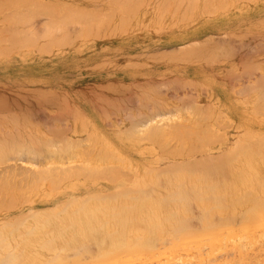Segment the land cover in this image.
<instances>
[{
	"label": "crops",
	"instance_id": "crops-1",
	"mask_svg": "<svg viewBox=\"0 0 264 264\" xmlns=\"http://www.w3.org/2000/svg\"><path fill=\"white\" fill-rule=\"evenodd\" d=\"M135 1H137V3H133ZM135 1L0 0V98L2 97V100L0 99V125L2 126L0 129L4 128L5 131L7 130L6 132L12 131L16 136L20 135L22 142L19 144L17 143L18 145L28 142V145L25 143L28 149L36 147L33 148L36 155L39 156V154H37L38 152H41L40 155H45V157H38L35 155L39 159L41 157V162L46 160V158L47 162L48 160L53 162L58 157L64 155L63 158H67L68 155V158H72L76 162H78V160H83L84 164H87V167H85L86 170H84L85 168L83 170H77L78 168H76L75 171L72 169V171H74L73 173L85 171L83 173L85 174L87 172V176L96 177L98 174L97 177L103 178V162L114 163L123 160L128 162L132 168L137 169L140 168V166L144 167L148 165L145 163L147 161L154 162L157 155L162 156L161 159L164 160L175 159V157L173 158L171 156L172 154L186 155L182 152L181 148L187 147L189 130H202L204 128L202 116L204 114L203 111H205V105L214 113L226 111L227 114L232 116L235 124L242 123L243 127H256L254 125H247L246 123L250 122L247 116L249 112L264 113V90L262 89L264 88V0H195V3L191 0H178L180 3L182 2V4L178 2L179 5L176 3L177 0H175L176 2L174 0H168L169 2L165 1V4L162 3V5L159 4H161V1L164 2L163 0ZM157 1H159V3ZM175 5L178 6V9ZM192 5L194 6L191 8L190 6ZM174 7H176L175 13ZM120 8L122 11H120ZM186 10L187 12L183 15L182 12ZM86 12L88 13L86 14ZM188 12L191 13L188 14ZM91 15L92 17H90ZM110 15L113 17L112 19ZM82 17L85 18L86 22ZM79 18L83 19L82 21L85 23L82 24V21L80 20V22L78 20ZM126 18L127 21H125ZM45 22H47V24ZM17 23L18 25H16ZM82 26L83 28L85 26V28L83 29ZM207 36H212V40H206V38H208ZM224 37H227V39ZM203 38H205V40ZM219 38L221 41H219ZM201 39L203 40L201 41ZM209 40L211 42L216 40L215 43L218 42V44L219 42L220 44L221 42L227 44V46L225 44L216 46L217 43L211 45L212 47L215 46L216 50H222V48L224 50L226 49L225 47H227V49L224 51L222 50L220 54L217 53L220 56L215 52L216 56L213 53L216 51L215 47L212 48L209 44L210 42H206ZM196 41H199L200 44L199 42V45L195 44L194 42ZM205 43L209 44L210 48H208L209 46ZM236 43H238V45ZM189 45H198L201 49L204 48V51H198L200 50L198 46L194 48ZM254 46L257 52L252 50ZM180 47L181 50L178 51ZM206 48L208 51L211 49V53L214 54L212 59V54L210 56V51L206 52ZM232 48L236 50L233 52ZM189 49L194 51L193 53L191 52L192 55H190ZM228 49H230V53L226 52ZM250 49L252 50L251 53L249 51ZM163 50H165L164 52L167 51V54H164ZM156 52H158V54ZM171 52L173 54L175 52V54L170 55L172 54ZM198 52H204L205 56L209 57V59L206 57L203 61L205 57L199 58L198 55L203 56L204 54H199ZM180 54L182 56L179 57ZM153 55H155L154 58ZM156 55L161 59L159 57L156 58ZM166 55L169 56L167 57ZM169 57L171 59H169ZM239 76L241 78L244 77L241 79ZM251 83L255 84L251 85ZM251 87H253V89ZM146 88L149 90L147 91ZM220 88H223L225 91L226 98L225 95L223 96L222 93H220ZM261 91H263L262 95L260 93ZM34 94H36V96ZM122 94L125 97H122ZM187 95H189V97ZM40 96H44L45 98ZM6 97L7 99H5ZM48 97L52 98L53 101H49L50 98L48 99ZM98 97L101 99L99 100ZM54 98H56L57 101ZM33 100H35L36 103ZM15 101L18 103L15 104ZM101 101L105 102L106 105ZM134 105H137L138 110ZM185 105L190 106L186 108ZM112 107H114V110H112ZM31 108L34 109L35 112L32 111ZM121 108L123 110H120ZM42 109L46 110V115ZM26 110L28 111L26 112ZM157 110L163 111L168 115L175 113L173 115L175 118L172 121L174 123L170 122L169 128L165 130L168 132H165V135L160 134L158 140H156V135H153L154 131H151V134L150 132L146 134L147 131L143 129V132L142 127H140L143 125L141 122L154 116L152 114H154V112L156 113ZM195 111L196 113H194ZM20 112H22V114ZM42 112L43 116L45 115L44 117L41 115ZM122 113L124 114L122 115ZM138 113H141L140 115L144 117H140ZM136 114L142 120L140 118L138 119ZM12 115H14L16 119L12 118ZM31 116H33V118ZM61 116L62 118H60ZM129 117L132 119L130 124H128L130 122V119H128ZM123 118L126 120H123ZM11 119L12 121L15 119L17 122L15 123L14 120L11 125V121L9 122ZM52 119H54V121ZM62 119L64 122H60ZM51 120L53 123H50ZM47 121H49L50 125ZM43 122L47 123V127L45 126L46 123L42 124ZM4 123H7V125L3 127ZM60 123L63 124L61 125ZM14 124H17L19 127H16ZM127 124L130 126L129 129L131 128L130 133L129 129L127 133L124 132L126 131V127H128ZM14 126L18 128L15 129L17 133L15 130L11 129V127L13 128ZM137 126L139 130L141 129V132L136 130ZM60 130L61 132H59ZM184 130L185 133H182ZM12 132H4L5 138L10 140L15 137V141L18 142L16 139L19 137L12 135ZM136 132L139 135H135L137 134ZM23 133H27L26 135L29 134L27 140L30 139L29 137H31V135L33 138L31 137V139L27 141L25 140L27 136ZM58 133H61V135ZM8 134L12 137L10 138ZM53 134L56 135L50 137ZM145 134L146 136H144ZM55 136L59 137L58 140ZM127 136H129V138ZM133 136L138 138L136 139ZM34 137L36 138L34 139ZM143 137H147L148 139H143ZM172 137L174 139L179 137L180 139L172 144ZM1 139L5 141L3 137ZM38 139L40 141L42 140V145L44 141H49L50 143V141H52L51 139L56 140L59 144L55 141L52 142L57 149L60 148V146H64L66 149L62 147L60 148L62 152L58 151L57 153L54 150V153L57 154H49L50 152L48 151H50V149L53 151L54 148H50L47 145H50L52 142L50 144L44 142L46 144V149L48 147L50 148L49 150L47 149L48 151L44 152L45 148H43V146H41L42 151L40 150L41 148L37 146H40V141ZM138 139H140V141H138ZM12 140L14 141V139ZM77 140L81 142L78 143L76 142ZM6 141L5 144L7 146L9 143L7 144ZM15 141L13 142L14 144ZM73 141H75L78 146H72V144H75ZM70 143L71 146L69 145ZM11 144L12 142L10 145ZM66 144L69 147H67ZM82 144H86V146L83 147ZM164 145L165 147H163ZM22 146H20L21 149ZM12 147L10 148L9 146V149L6 147L4 148L9 151H7L8 154H11L12 151H14V153L16 152L14 149L11 151ZM71 147L72 149H70ZM67 148L68 153L66 152ZM91 148L93 152L90 150ZM170 152L172 153L170 154ZM71 153L73 154L71 155ZM83 154H85V156ZM5 156L3 158H5ZM49 156L51 158L48 159ZM182 157L183 156L176 158L181 159ZM3 158H0V163L5 161ZM116 170L119 169L116 168ZM91 171L95 174H92ZM96 171L100 172L97 173ZM105 171L107 170L105 169ZM27 175H30V173ZM101 186H103V183Z\"/></svg>",
	"mask_w": 264,
	"mask_h": 264
},
{
	"label": "rangeland",
	"instance_id": "rangeland-1",
	"mask_svg": "<svg viewBox=\"0 0 264 264\" xmlns=\"http://www.w3.org/2000/svg\"><path fill=\"white\" fill-rule=\"evenodd\" d=\"M251 85H254V84L251 83ZM220 93H222L223 96L225 95V98H226V93L223 90V88H220ZM204 113H205V114H203V115H205V116H203V119H205V120H203L204 121L203 122L204 128L202 130L198 129L196 131H195V129L192 131L189 130L190 134L188 133L189 135H188V139H187V142H189V143H187V147L181 149V150H183L182 152L184 154H187V155L172 154L171 156L175 157V159H171V160L161 159L162 156L157 155L156 156L157 158L154 162H148V161L145 162L148 164L146 166L147 167L149 166L148 169H150L151 171L150 170L148 171L147 167L144 168L145 170L140 169L141 171L137 170L136 168L132 169V167L128 164V162L123 161V160H119V161H116L114 163L113 162H103V167L105 164H110L109 165L110 168H108V169H107L108 165H105L106 170H108V171L113 170L114 175H115V172L119 173V175H117V177L118 176L123 177V175L125 173H126L125 175L128 174L130 176L129 177L130 181L128 182V185H126V184H125L126 186L124 185V188L128 187L130 189V192H131L129 194L128 193L125 194L127 197H125V195H124L125 198L123 196L122 197L120 196L121 198L118 200H115V199L113 200L112 198H110V199L103 198V199H98L96 201H87V202L81 204V207H78V206H76V204L72 203V205H71L72 207L65 209V210L63 209L64 211L62 213H60V216L57 218H53L50 216L47 217L44 215V217L41 216L40 219L38 218L39 219L38 221H37V219H34V220L31 219L33 222L29 220L30 224L27 222L28 225H31V227L29 229H31V228H33V229H32V231L30 230L31 232H29L28 234H24V233H27V231H29L28 229H26L24 227V224L20 225V226L18 225V227H16V229L10 228V229H12V230H9L11 233H8V231L5 230L6 232L3 234L4 235L3 237L10 235V240H8V241H9V245L11 247L8 245L7 241H4L3 239H1L4 242V243H2V245L4 244L5 246L3 245L4 247L0 248V256L3 258L6 257L4 255V253H6L7 257L9 256L8 257L9 263L6 261V263L0 262V264H46V262L49 259L51 260L52 258H55V261H53V259H52L50 262V260H49L48 264H102L101 258H99L98 253H97V248L95 250V247L92 246L90 243L84 245L82 248L80 243L77 242V243L73 244V246L79 245L81 247V249H77V250L74 249V250H68V251H55V250L52 251L50 249V247H51V245H53V243H55V245L57 246L56 248L59 249V246L62 247V245L67 241V240L65 241V239H69V237L70 238L74 237L73 239H79V238H81L82 235H83L82 237H84V236L87 238L92 237L95 239L98 237L102 239V237H103V239L107 240L110 238L109 237L110 235H108V232L106 233L107 230L103 227V222H104L103 219H105V221H114V219H115L116 222L120 223V222H124V220L130 221L131 219H129V218H132V221L133 220H136V221L139 220L141 223L140 224L141 227H142L143 222H144V224H146L145 226L147 228H149V231H151L150 232L151 235L148 233L149 231L144 225H143V229L146 228L147 230L145 229L144 231H142V229L140 228V232H139L140 234L147 235L145 238H147V237L150 238V236L152 237V235L154 236V233H155V235H158L160 232H162L163 229H169V225H171L172 228L174 229V228L178 227V225H181L182 222H184V220H188V219L192 218V220H194V222L196 219L198 222H196V224L195 223L192 224L190 229H188V226H187L186 229H188V230H186L184 232V234L181 236L180 235L178 236L176 234L173 236V238H170L167 235L163 236V240L167 239L165 241L166 245L164 244V246H170L174 253H177L179 255L181 254L182 260H180V261L177 260V258L179 256L177 254L170 255L168 253V251H165L164 249L160 250L159 249L160 247L158 245H156L154 249L148 248L151 245H148L147 247H146V245L145 246L142 245L141 247H135L133 250H131L129 252V254L124 253L120 256L119 259L124 264H182V262H185V263L189 262L190 264H247V263L248 264H253V263L256 264L255 262H257V264H259V262H260V264H262V263L264 264V237H263V239H261L262 238L261 236H264V212H263V210L261 211L262 207L264 208V204H263L264 203V113H256V112L251 111L247 114V116L250 119V122H248L246 124L247 125H254L256 127H243L242 123L241 124H235L233 122L232 116L227 114L226 111H220V112L214 113V112H211L209 109H207V105H205ZM207 116H208V118H207ZM170 118H172L171 121H173L174 120L173 118H175V116H171V117L169 116V118H168V115H167V117H166L167 120L163 118L164 121L161 120L162 122L160 124H162V123L164 124L165 120L167 123H170ZM157 128L162 129V131H163V130L167 129L168 127L166 126V127H162V128L161 127H157ZM162 131H160V132H162ZM196 132H197V134H196ZM190 136H192V137H190ZM197 136L199 138H197ZM201 137H202V139H201ZM179 139H180L179 137H177L176 139L173 138L171 141L172 144H174L175 141H179ZM199 139H201V140H199ZM206 141L208 142V144ZM180 156H183V157L181 159H179ZM205 156L208 158H213L211 156H214V158L218 157V159L220 157L221 161L218 160L219 163L223 161L222 162L223 165H226L224 167L225 168L224 172H225V170H226V172L225 173L220 172V173L222 175H223V173L225 174V175H223V177L229 175V176H227L228 179H227V177L223 179V177L220 176V177H218L220 179V181H218V178L215 177L217 179H215L214 183H213L214 179L212 180V183L214 184L215 187L211 183V180H208L207 174H209V172L210 173L218 172L217 170H219L220 168H218L217 170L214 171L213 170L214 168L209 166L211 170L209 169V171L207 173V167L208 166L205 167L203 165V163L201 164L202 161L204 162L203 158L206 159ZM176 157H179V158H176ZM201 158H202V161H199V162H200L202 168H204L203 170L201 168L200 169L198 168V167H201L200 165H198V166L194 165V162L196 160L201 159ZM60 159H63V157H60ZM64 159H66V158H64ZM67 159H71V158H67ZM224 160H226V162ZM58 161H60L59 158H57L55 160L56 164L58 163ZM156 161H158V163H161V165H163V167L166 165H170V166L172 165V166L168 170H165L164 169L165 167H164L163 169L166 172L164 171V173H161L163 171H158L160 168H158V166H157L158 163H155ZM218 161H217V163H218ZM45 162H46L45 160L42 161L43 164ZM186 162H187L188 166H190L189 164L192 165V162H193V165L195 167L194 166H192V168L190 167L192 170L188 169V168L185 169V167H183V168L179 167L180 165L182 166L183 163H185L184 166H186ZM208 162L209 161L206 160V164H208ZM210 162H209V164H210ZM74 164L75 165L78 164L79 168L74 166ZM74 164H73V166L75 167V169L76 168L81 169L82 168L81 164H84V161L82 163H81V160H80V162L75 161ZM174 164H177V166H175ZM85 165L86 164L83 165L82 170L85 168ZM116 165L118 168L116 167ZM69 166H71V164ZM80 166H81V168H80ZM170 166H167V167H170ZM86 167H87V165H86ZM115 167L119 170H116ZM155 167H157V168H155ZM68 168L70 171H71V169H74L71 167H68ZM111 168H113V169H111ZM173 168H176V169H173ZM197 168H198V170H196ZM57 169H59V168H57ZM57 169H55V171H54V169L50 168L49 173L53 172V171L56 172ZM67 170L68 169H66V167H65V170H62V171H66L64 173L61 171V169H59L57 171V173L59 172L58 173L59 175L54 174V175H57L55 178L56 180L52 179V182H53L52 183L51 179H50V182L48 181L49 185L48 184L46 185L47 182L45 183V181L49 180V179H47L49 176L48 177L45 176L44 180H42V182H40V180L43 177L40 178V180L35 178L39 181L38 182L39 185H38L37 180H36L37 184H35V185L33 184V187L30 186V188H33V190H35L32 193V195H34V196L37 195L35 197H39V196L43 195L42 190H47V189H48L47 191L52 190V188L56 185L55 182L60 180L59 178H61V180L58 181L57 182L58 185H56L53 188L54 192L62 193L64 189L70 188V189H75V191L77 190L79 192L84 193L85 192L84 190L86 187L98 188L97 190H99L101 192L104 191V189H103L104 187L101 186V184L103 183L102 177L101 178L100 177H96V178L91 177L90 178V176H87V178H86L85 174L83 173L84 176L81 179L80 176H82V175H80V173L75 172L76 174L78 173V175H76L74 173V176H73V171L68 172ZM108 171H105V173L103 174V177H105V175L107 174V176H109V178H110L111 174L108 175L109 174ZM133 171H134V174H137V175H134L132 173ZM157 171H158V173L160 172L161 175L159 174V176H157L158 175V173H156ZM42 172H43V169H42ZM45 172L47 173L48 171L45 170ZM60 172H62L65 175H63V174L60 175L61 174ZM67 172L70 173L69 176H68ZM81 173H82V171H81ZM120 173H124V174L121 176ZM17 177L19 178V176H17ZM117 177H115V178H117ZM158 177H159V179H158ZM18 178L16 179L13 177V181H11V178L9 180L12 183L14 182V184H17ZM21 178L19 180H21ZM88 178L90 180H88ZM115 178H113V179H115ZM142 178H144L145 183L139 184L138 181H139V179H142ZM22 179H24V178H22ZM67 179H69V180H67ZM221 179H223L224 182H221L222 181ZM225 180H226V182H225ZM229 180H231L232 183ZM31 181H32V179L30 180V182ZM22 182H24V181L22 180ZM162 182L164 183L163 186L161 184ZM219 182H221V183H219ZM29 183L27 181H25V186H24V183H22L20 185H23L24 188H26V185L27 184L29 185ZM168 183L172 184V186L175 189L172 188L171 185H169V187H170L169 188ZM174 183H177V185L180 184V185H178L180 187H178L177 185H176L177 186L176 187L174 185ZM4 184H6V183H4ZM50 184L52 185V188H49V187H51ZM181 184H183L184 186ZM11 185H12L11 183H10V185L8 183L6 188H8V187L10 188ZM36 185H38V186H36ZM192 185L194 186L193 188H192ZM208 185H210V186H208ZM35 186H36V189L34 188ZM158 186H162L163 188H166L167 190L166 189L164 190L162 187L160 188ZM182 187L183 188L185 187V188L183 189ZM222 187H224V188L222 189ZM11 188L9 191L10 193L12 190H13V193L17 192V190H18V189L16 190L15 186H13ZM150 188H151V190H150ZM212 188H214V190ZM1 189H4V187L2 186ZM54 189H56V190H54ZM194 189H195V191H194ZM6 190L8 191L9 189H6ZM212 190H213V192H211ZM132 191H135V192L132 193ZM180 191H181V193L184 194V196L181 194L182 197H181L180 201H174V199H171L170 196H172L171 195L172 192L173 193H177V192L180 193ZM185 191H188V193L186 192L187 193L186 194ZM189 191H191V192H189ZM0 192H2V191H0ZM8 193L5 192L6 196H3V194H0V199H1L0 205H2V204L4 205V206L3 205L1 206L2 208H6V207L11 208V206H12L14 209H20L26 205L29 207V205H28L29 201L27 200V198L20 199L18 197V193H15V195L17 197H16V199H14L13 198L14 195H12V193H11V195H10V193L9 194ZM169 194H170V196L168 197ZM189 195L191 197H189ZM213 195H214V198H212ZM9 196H12L13 199L12 198L9 199L10 198ZM198 196H200V197H198ZM216 196H218V197H216ZM131 197H133V198H131ZM2 198H3V201H2ZM186 198H188L187 199L188 202L186 201ZM222 198H224V199H222ZM8 200H10V201L14 200V201L9 202ZM24 200H25V202H24ZM200 200H202V201H200ZM15 202H16V204H14ZM260 203H261V205L262 204L263 205L261 206ZM7 205H9V206H7ZM102 206H103V208H102ZM217 206H220V207L217 208ZM259 206H261V207H259ZM1 207H0V209H1ZM256 207H259V208H256ZM255 208H256L257 212L254 210ZM107 209H108V211H107ZM250 209L254 210L255 212L252 211V213H250L251 212ZM258 209H260V210L258 211ZM242 210L244 213H242ZM104 211L108 215L103 218V214H104L103 212ZM206 211H209V212H206ZM89 212H91V213H89ZM202 212H206V213L202 214ZM239 212L242 214H240ZM170 213H171V215H169ZM172 213L174 215H172ZM237 213H238V217H237ZM89 214H92L93 217L92 218H90V217L85 218L84 217L86 215L89 216ZM113 215H114V217H113ZM203 215H204V217H203ZM228 215H230V216H228ZM240 215H241V217H240ZM121 216H123V217L120 219ZM145 216H146V218H145ZM225 216L228 218L233 216V219H231V221H229V219L226 218ZM222 217L223 218L225 217V218L223 219ZM106 218H107V220H106ZM227 219H228V223H226ZM180 220H182V221H180ZM199 220L201 222H199ZM205 220H206L207 224L205 223ZM223 220H225V222ZM234 220H235V222H234ZM34 221L38 225H41V226H38L36 223H34ZM55 221L56 222H64L65 221V223H67L66 225L71 226L70 230L68 231L65 229V231H67L65 233L63 232L64 230H62L61 232L57 231L58 233H56V234L54 232H49V231H48L49 232L48 233L46 228H48L51 225L54 226L53 223ZM86 221L95 222V223H90L91 225L84 226L87 228L83 227L82 231L77 230L76 223H79V222L85 223ZM175 221H177L178 223ZM179 221L181 222V224H179ZM231 222H233V223H231ZM150 223H151V226H149ZM230 223L233 225H231ZM212 224L214 226H212ZM223 224H224V226H223ZM28 225H26V226H28ZM208 225H209V227H208ZM229 225H231V226H229ZM115 226H117V223H115L114 227H112V228L114 229ZM192 226L195 229H193ZM194 226H196L197 228ZM204 227H206V228H204ZM43 231H44V233H43ZM19 234L24 235L25 239H28L29 242H31V243L34 242V244H30L29 247L28 246L27 247H25V246L24 247L23 246L18 247V242H16L17 240H15L13 242L12 237L14 236V238H15ZM255 234L260 238L259 240H257L258 237ZM259 234H261V236ZM103 235H105L106 237ZM149 238L145 239V241H149ZM251 238L253 240H251ZM1 240H0V242H1ZM55 240L58 241L59 245L57 242H54ZM11 241L13 242L14 247H12ZM46 241L49 243H47ZM71 241H73L72 243L76 242V240H72V239H71ZM107 241H109V240H107ZM169 241H171V242L167 244V242H169ZM238 241H239V244H238ZM42 242L46 246V248L44 245L41 244ZM143 242H144V240H143ZM109 243H110V241H109ZM246 243H247V245H249L250 248L248 246H246ZM48 244L50 247L48 246L49 248L47 250ZM7 246H9V247H7ZM156 247H158V248H156ZM9 248H11V249H9ZM240 248H242V249H240ZM216 249H217V251H216ZM200 250H203V251H200ZM53 255L55 257H52ZM3 258H1V259H3ZM38 259L41 260V263L37 261ZM174 259H176V260L174 261ZM252 261H253V263H252ZM3 262H4V260H3ZM102 262H103V260H102Z\"/></svg>",
	"mask_w": 264,
	"mask_h": 264
},
{
	"label": "bare ground",
	"instance_id": "bare-ground-1",
	"mask_svg": "<svg viewBox=\"0 0 264 264\" xmlns=\"http://www.w3.org/2000/svg\"><path fill=\"white\" fill-rule=\"evenodd\" d=\"M93 1V0H92ZM97 1V0H96ZM117 1V0H116ZM135 1V0H134ZM141 0H139V2H140ZM143 1V0H142ZM156 1V0H155ZM164 2H162L161 1V4H159V5H162V3L163 4H165V1H168V0H163ZM175 1V0H174ZM191 1H194V3H195V0H191ZM190 1V2H191ZM103 2V1H102ZM110 2V1H109ZM125 2H126V0H125ZM125 2H124V5H125ZM158 3H159V1H157ZM156 2V3H157ZM169 2V1H168ZM176 2V1H175ZM179 1L177 0V4L179 5V3H178ZM189 2V3H190ZM127 3H129V2H127ZM133 3H137V1H135V2H133ZM143 3V2H142ZM156 3H155V6L157 7V5H156ZM167 3V2H166ZM188 3V4H189ZM191 3H193V2H191ZM113 4H115V3H113ZM120 4V3H119ZM122 4V3H121ZM132 4V3H131ZM180 4H182V2L180 3ZM187 4V5H188ZM118 5V4H117ZM173 5H174V3H173ZM191 5V4H190ZM119 6V5H118ZM122 6V5H121ZM128 6H130V5H128ZM176 7H177V9H178V6L177 5H175ZM189 6V5H188ZM194 5H192V6H190L191 8L193 7ZM74 7V6H73ZM117 7V6H116ZM123 7V6H122ZM168 7V6H167ZM173 7V6H172ZM176 7H174L173 9H174V13H175V9H176ZM185 7V6H184ZM52 8V7H51ZM126 8V7H125ZM140 8V7H139ZM179 8H180V6H179ZM187 8V7H186ZM2 9V8H1ZM65 9V8H64ZM76 9V8H75ZM121 9V8H120ZM156 9V8H155ZM159 9V8H158ZM53 10V9H52ZM72 10V9H71ZM117 10V9H116ZM127 10H128V8H127ZM133 10V9H132ZM202 10H203V8H202ZM112 11V10H111ZM120 11H122V9L120 10ZM159 11V10H158ZM188 11H189V7H188ZM53 12V11H52ZM56 12H58V11H56ZM108 12H110V11H108ZM117 12V11H116ZM119 12V11H118ZM154 12H156V11H154ZM187 12V10L185 11V12H182L183 13V15L185 14ZM192 12V11H191ZM190 12V13H191ZM63 13V12H62ZM81 13V12H80ZM88 12H86V14H87ZM134 13H136V12H134ZM164 13V12H163ZM189 12H188V14H190ZM51 14V13H50ZM60 14V13H59ZM99 14V13H98ZM109 14V13H108ZM114 14V13H113ZM71 15H73V14H71ZM94 15V14H93ZM124 15H126V14H124ZM134 15V14H133ZM132 15V16H133ZM4 16H7V15H4ZM50 16V15H49ZM75 16V15H74ZM73 16V17H74ZM88 16V15H87ZM104 16V15H103ZM111 16V15H110ZM13 17V16H12ZM90 17H92V15L90 16ZM102 17V16H101ZM107 17V16H106ZM108 17H109V15H108ZM127 17V16H126ZM53 18V17H52ZM82 18H84V17H82ZM104 18V17H103ZM113 17L111 16V19H112ZM6 19V18H5ZM7 19H8V17H7ZM6 19V20H7ZM26 19H28V18H26ZM62 19V18H61ZM86 19H89V18H86ZM91 19V18H90ZM107 19V18H106ZM109 19V18H108ZM10 20V19H9ZM11 20H12V18H11ZM16 20H17V18H16ZM29 20V19H28ZM54 20V19H53ZM79 21L81 20H83V19H78ZM100 20V19H99ZM101 20H102V18H101ZM80 21V22H81ZM84 21L86 22V20H85V18H84ZM84 21H82V24L83 23H85ZM125 21H127V18L125 19ZM49 22V21H48ZM64 22V21H63ZM88 22V21H87ZM4 23V22H3ZM20 23V22H19ZM46 24H47V22H45ZM62 23V22H61ZM102 23V22H101ZM105 23V22H104ZM123 23V22H122ZM127 23V22H126ZM92 24V23H91ZM110 24V23H109ZM14 25V24H13ZM16 25H18V23L16 24ZM44 25V24H43ZM56 25V24H55ZM65 25V24H64ZM45 26V25H44ZM76 26V25H75ZM96 26V25H95ZM98 26V25H97ZM56 27V26H55ZM78 27V26H77ZM91 27V26H90ZM81 28V27H80ZM82 28H83V26H82ZM81 28V29H82ZM84 28H85V26H84ZM83 28V29H84ZM66 29V28H65ZM97 30V29H96ZM98 32V31H97ZM106 32V31H105ZM90 34H91V32H90ZM5 35V34H4ZM241 36H242V34H241ZM208 38H206V40L207 39H210V40H212L211 38H213L212 36H207ZM219 37V36H218ZM221 37V36H220ZM228 37V36H227ZM227 37H224V38H226L227 39ZM237 37H239V36H237ZM250 37V36H249ZM223 38V39H224ZM229 38V37H228ZM235 38H236V36H235ZM8 39V38H7ZM204 40H205V38H203ZM203 39H201V41L203 40ZM245 39V38H244ZM5 40V39H4ZM13 40V39H12ZM206 41V42H210L209 44H210V46L211 45H215L216 43V46L218 45L219 46V44H220V42H219V44H218V42H216L215 43V41L214 42H211V41ZM214 40V39H213ZM218 40V39H217ZM9 41H10V39H9ZM219 41H221V39L219 38ZM223 41V40H222ZM11 43H12V41H10ZM199 42V41H198ZM198 42L196 41V42H194L195 44H198ZM205 42V41H204ZM227 42V41H226ZM229 42H230V40H229ZM240 42V41H239ZM16 43V42H15ZM240 43H242V42H240ZM239 43V44H240ZM188 44H190V43H188ZM192 44H193V42H192ZM199 44H200V42H199ZM198 44V45H199ZM201 44H203V43H201ZM207 46H209V44H207V43H205ZM221 44L222 45H224L225 43H222L221 42ZM220 44V45H221ZM231 44V43H230ZM229 44V45H230ZM237 45H238V43H236ZM248 44V43H247ZM259 44H261V43H259ZM198 45H189V46H192V47H196V46H198ZM204 45V44H203ZM202 45V46H203ZM205 45V46H206ZM226 46H227V44H225ZM244 45V44H243ZM186 46V45H185ZM201 46V45H200ZM210 46L208 47V48H210ZM184 47V46H183ZM204 47V46H203ZM212 47V46H211ZM215 47V46H214ZM214 47H212V48H214ZM223 47V46H222ZM239 47V46H238ZM241 47V46H240ZM246 47V46H245ZM252 47V46H251ZM258 47H259V45H258ZM262 47V46H261ZM6 48V47H5ZM176 48H179V47H176ZM189 48V47H188ZM197 48V47H196ZM198 48H200L199 46H198ZM226 49H227V47H225ZM235 48H236V46H235ZM234 48V50H236ZM244 48V47H243ZM250 48V47H249ZM248 48V49H249ZM173 49V48H172ZM171 49V50H172ZM175 49V48H174ZM226 49H224V50H226ZM231 49V48H230ZM230 49H228V51H226L227 53L229 52L230 53ZM242 49V48H241ZM181 50V47H180V49L178 50V51H180ZM183 50V49H182ZM185 50V49H184ZM188 50V49H187ZM186 50V51H187ZM190 50V55H192V53L194 52V51H191L192 49H189ZM206 50V52H209L208 50H207V48L205 49ZM213 50V49H212ZM215 50H216V47H215ZM222 50H223V48H222ZM222 50H216V51H214L213 53L215 54V52H216V54L217 53H221V51ZM223 50V51H224ZM234 50H233V48H232V51L234 52ZM239 50V49H238ZM243 50V49H242ZM252 50H254L255 51V46H254V49H252ZM251 49L249 50L250 51V53H251V51H252ZM259 50V49H258ZM165 50H163V53L165 54H167V51L166 52H164ZM176 51V50H175ZM198 51H204V48H200V50H198ZM220 51V52H219ZM254 51H253V53H254ZM162 52V51H161ZM173 52V51H172ZM171 52V53H172ZM177 52V51H176ZM192 52V53H191ZM205 52V53H206ZM212 51H210V56H211V54H212V56H211V59H212V57L214 56V54L213 53H211ZM225 52V53H226ZM255 52H257V50L255 51ZM157 54H158V52H156ZM156 53H154V54H156ZM169 53V52H168ZM183 53V52H182ZM185 53V52H184ZM199 53V52H198ZM224 53V54H225ZM174 54H175V52H174ZM173 53L172 54H170V55H174ZM199 54H204V52L202 53H199ZM209 54V53H208ZM208 54H206V55H208ZM215 54V55H216ZM219 54H217L218 56H220ZM257 54V53H256ZM194 55H196V54H194ZM193 55V56H194ZM198 55V54H197ZM216 55V56H217ZM232 55V54H231ZM235 55V54H234ZM253 55V54H252ZM154 56L155 55H153V58H154ZM159 56H160V53H159ZM159 56H157L156 55V58H158ZM167 57L169 56V55H166ZM178 56V55H177ZM180 56H182L181 54L179 55V57ZM186 56V55H185ZM199 56V58L200 57H205L204 59H203V61L206 59V57L207 56H205V54L203 55V56H201V55H198ZM197 56V57H198ZM228 56V55H227ZM251 56V55H250ZM161 57H162V55H161ZM163 57H164V55H163ZM175 57V56H174ZM187 57V56H186ZM190 57V56H189ZM197 57H194V58H197ZM160 58V57H159ZM193 58V59H194ZM208 59H209V57H207ZM161 59V58H160ZM169 59H171L170 57H169ZM182 59H184V58H182ZM188 59V58H187ZM190 59V58H189ZM207 59V60H208ZM158 60V59H157ZM192 60V59H191ZM159 61V60H158ZM190 61V60H189ZM157 62V61H156ZM250 62V61H249ZM246 63H247V61H246ZM127 65V64H126ZM126 67V66H125ZM128 67V66H127ZM136 68V67H135ZM250 68V67H249ZM248 69V68H247ZM255 69V68H254ZM249 70V69H248ZM242 74V73H241ZM234 76V75H233ZM232 77V76H231ZM244 77V76H243ZM242 77V78H243ZM239 78H241L240 76H239ZM238 78V79H239ZM241 78V79H242ZM231 79V78H230ZM258 79H259V77H258ZM172 81V80H171ZM238 81H240V80H238ZM243 81V80H242ZM176 82H177V80H176ZM179 82V81H178ZM254 82H255V80H254ZM260 83H262L261 81H259ZM164 83H166V82H164ZM168 83V82H167ZM172 83H174V82H172ZM264 83V82H263ZM162 84V83H161ZM160 84V85H161ZM255 84V83H254ZM177 85V84H176ZM243 85V84H242ZM260 85V84H259ZM264 85V84H263ZM141 86V85H140ZM155 86V85H154ZM153 86V87H154ZM168 86V85H167ZM245 86V85H244ZM145 87V86H144ZM156 87H157V85H156ZM189 87V86H188ZM249 87V86H248ZM247 87V88H248ZM105 88V87H104ZM171 88V87H170ZM185 88V87H184ZM187 88V87H186ZM190 88V87H189ZM252 89H253V87H251ZM250 88V89H251ZM258 88V87H257ZM135 89V88H134ZM147 89V88H146ZM152 89V88H151ZM159 89V88H158ZM180 89H182V88H180ZM263 90H264V88H262ZM149 89H147V91H148ZM174 90V89H173ZM178 90V89H177ZM184 90H186V89H184ZM245 90V89H244ZM31 91V90H30ZM30 91H28V92H30ZM34 91V90H33ZM38 91H40V90H38ZM105 91V90H104ZM162 91V90H161ZM169 91V90H168ZM260 91V90H259ZM9 92V91H8ZM24 92V91H23ZM22 92V93H23ZM120 92V91H119ZM118 92V93H119ZM122 92V91H121ZM125 92V91H124ZM175 92V91H174ZM173 92V93H174ZM178 92V91H177ZM14 93V92H13ZM12 93V94H13ZM25 93V92H24ZM37 93V92H36ZM142 93V92H141ZM259 93V92H258ZM261 93V95H262V93H263V91H261L260 92ZM9 94V93H8ZM27 94V93H26ZM30 94H32V93H30ZM50 94H52V93H50ZM55 94V93H54ZM100 94V93H99ZM121 94V93H120ZM119 94V95H120ZM165 94V93H164ZM16 95V94H15ZM35 96H36V94H34ZM66 95V94H65ZM95 95H97V94H95ZM141 95V94H140ZM177 95V94H176ZM260 95V96H261ZM263 95H264V93H263ZM3 96H5V95H3ZM29 96V95H28ZM39 96V95H38ZM48 96V95H47ZM50 96V95H49ZM56 96V95H55ZM101 96V95H100ZM117 96V95H116ZM122 97H125L123 94L121 95ZM188 97H189V95H187ZM13 97V96H12ZM25 97H26V95H25ZM40 97H44V96H40ZM94 97V96H93ZM97 97V96H96ZM121 97V98H122ZM128 97V96H127ZM136 97V96H135ZM138 97V96H137ZM182 97V96H181ZM180 97V98H181ZM2 98V97H1ZM0 98V99H1ZM15 98V97H14ZM31 98V97H30ZM45 98V97H44ZM50 97H48V99H49ZM60 98V97H59ZM117 98H120V97H117ZM116 98V99H117ZM139 98V97H138ZM261 98V97H260ZM263 98V97H262ZM5 99H7V97L5 98ZM5 99H3V100H5ZM37 99V98H36ZM42 99V98H41ZM40 99V100H41ZM55 100H56V98H54ZM61 99V98H60ZM98 99H99V97H98ZM101 99V98H100ZM99 99V100H100ZM106 99V98H105ZM113 99V98H112ZM128 99V98H127ZM264 99V98H263ZM263 99H261V100H263ZM2 100V99H1ZM16 100H18V99H16ZM21 100V99H20ZM23 100V99H22ZM54 100V101H55ZM103 100H104V98H103ZM111 100V99H110ZM121 100V99H120ZM124 100V99H123ZM137 100V99H136ZM145 100V99H144ZM188 100V99H187ZM186 100V101H187ZM12 101V100H11ZM33 101H35V100H33ZM38 101V100H37ZM49 101H53L52 100V98H50L49 99ZM57 101V100H56ZM109 101V100H108ZM117 101H119V100H117ZM125 101H127V100H125ZM138 101V100H137ZM141 101H143V100H141ZM185 101V102H186ZM1 102V101H0ZM3 102H5V101H3ZM7 102V101H6ZM98 102V101H97ZM101 102H103V101H101ZM100 102V103H101ZM128 102H129V100H128ZM140 102V101H139ZM146 102V101H145ZM189 102V101H188ZM9 103H10V101H9ZM18 103V102H17ZM16 103V101H15V104H17ZM24 103V102H23ZM35 103H36V101H35ZM57 103V102H56ZM56 103H54V104H56ZM103 103H105V102H103ZM110 103V102H109ZM127 103V102H126ZM141 103V102H140ZM149 103H150V101H149ZM149 103H148V105H149ZM4 104V103H3ZM25 104V103H24ZM123 104H124V102H123ZM143 104V103H142ZM147 104V103H146ZM183 104V103H182ZM185 104V103H184ZM7 105V104H6ZM34 105V104H33ZM67 105V104H66ZM105 105H106V103H105ZM144 105V104H143ZM151 105V104H150ZM199 105V104H198ZM4 106V105H3ZM13 106V105H12ZM17 106V105H16ZM28 106H29V104H28ZM32 106V105H31ZM36 106V105H35ZM38 106V105H37ZM43 106V105H42ZM57 106V105H56ZM113 106V105H112ZM123 106V105H122ZM128 106V105H127ZM126 106V107H127ZM131 106V105H130ZM129 106V107H130ZM135 106V105H134ZM133 106V107H134ZM156 106V105H155ZM186 106V105H185ZM188 106H190V105H188ZM188 106H186V108L188 107ZM1 107V106H0ZM9 107V106H8ZM33 107V106H32ZM40 107V106H39ZM38 107V108H39ZM59 107V106H58ZM114 107H115V105H114ZM114 107H112V110H114L113 108ZM125 107V106H124ZM128 107V108H129ZM136 107V109H137V105L135 106ZM140 107V106H139ZM147 107V106H146ZM158 107H159V105H158ZM196 107V106H195ZM37 108V109H38ZM42 108V107H41ZM131 108V107H130ZM149 108H151V107H149ZM3 109V108H2ZM24 109H27V108H24ZM32 109V108H31ZM40 109V108H39ZM46 109V108H45ZM70 109V108H69ZM143 109V108H142ZM147 109H148V107H147ZM146 109V110H147ZM153 109V108H152ZM155 109H157V108H155ZM176 109H178V108H176ZM181 109H182V107H181ZM208 109V108H207ZM30 110V109H29ZM36 110V109H35ZM43 110V109H42ZM56 110H58V109H56ZM72 110V109H71ZM120 110H123L122 108L120 109ZM134 110V109H133ZM138 110V109H137ZM140 110H141V108H140ZM145 110V109H144ZM165 110V109H164ZM194 110V109H193ZM28 110H26V112H27ZM32 111H34V109H32ZM41 111V110H40ZM45 111L46 110H43V112L45 113ZM70 111V110H69ZM135 111V110H134ZM167 111V110H166ZM176 111V110H175ZM182 111H184V110H182ZM208 111V110H207ZM6 112V111H5ZM30 112V111H29ZM35 112V111H34ZM33 112V113H34ZM43 112H42V116H43ZM63 112V111H62ZM128 112V111H127ZM140 112V111H139ZM190 112V111H189ZM204 112V111H203ZM8 113V112H7ZM7 113H5V114H7ZM10 113H12V112H10ZM21 114H22V112H20ZM19 113V114H20ZM31 113V112H30ZM112 113V112H111ZM117 113H118V111H117ZM150 113H153V112H150ZM157 113V114H156ZM156 113L154 112V114H152V115H154V116H151V117H149L148 118V120H145V121H142L141 122V124H143V125H139L140 127H142V131H143V129L145 130V131H147V133L146 134H148L149 132H150V134H151V131H154V133H153V135L155 136L156 135V140H158V137H160L159 135L161 134L162 135V133H163V131H164V133L165 132H168V131H165V130H163L162 131V129H158L157 127H168L169 126V124L170 123H167L166 122V117H167V113H165V112H163V111H156ZM177 113V112H176ZM186 113V112H185ZM188 113V112H187ZM194 113H196V111L194 112ZM20 114V115H21ZM35 114V113H34ZM74 114V113H73ZM103 114V113H102ZM124 113H122V115H123ZM125 114H127V113H125ZM129 114V113H128ZM139 115L141 114V113H138ZM143 114V113H142ZM146 114L148 115V113L146 112ZM167 114V115H166ZM175 113H173V114H170V115H168V118H169V116L171 117V115L173 116ZM189 114V113H188ZM200 114V113H199ZM205 114V113H204ZM10 115V114H9ZM30 115V114H29ZM32 115V114H31ZM36 115V114H35ZM39 115V114H38ZM45 115H46V113H45ZM44 115V116H45ZM65 115V114H64ZM78 115V114H77ZM121 115V116H122ZM134 115V114H133ZM182 115V114H181ZM184 115V114H183ZM24 116V115H23ZM43 116V117H44ZM47 116H48V114H47ZM57 116H59V115H57ZM57 116H55V117H57ZM71 116V115H70ZM132 116V115H131ZM143 115H140V117H142ZM191 116V115H190ZM200 116H201V114H200ZM203 116H205V115H203ZM202 116V117H203ZM5 117V116H4ZM3 117V118H4ZM11 117V116H10ZM32 118H33V116H31ZM43 117H41V118H43ZM49 117V116H48ZM53 117V116H52ZM120 117V116H119ZM122 117H124V116H122ZM121 117V118H122ZM136 117H138L137 116V114H136ZM140 117H138V119L140 118ZM144 117V116H143ZM198 117V116H197ZM12 118H15L16 119V117L14 116V115H12ZM26 118V117H25ZM35 118V117H34ZM60 118H62V116L60 117ZM63 118H64V116H63ZM166 119L165 120V123L163 124H160L162 121H164V119ZM199 118V117H198ZM207 118H208V116H207ZM14 119V120H15ZM56 119V118H55ZM116 119V118H115ZM128 119H130V117L128 118ZM137 119V120H138ZM141 119V118H140ZM144 119V118H143ZM174 119V118H173ZM13 120V121H14ZM23 120H24V118H23ZM50 120V119H49ZM53 121H54V119H52ZM51 120V122L50 123H53V121ZM71 120V119H70ZM72 120H73V118H72ZM123 120H126V119H124L123 118ZM142 120V119H141ZM140 120V121H141ZM162 120V121H161ZM169 120V119H168ZM172 120V118H170V122H172L171 121ZM203 120H205V119H203ZM11 121V125H12V119L11 120H9V122ZM33 121V120H32ZM37 121H38V119H37ZM37 121H36V123H37ZM42 121H43V119H42ZM119 121V120H118ZM139 121V122H140ZM149 121V122H148ZM177 121V120H176ZM193 121V120H192ZM199 121V120H198ZM202 121V120H201ZM17 121L15 120V123H16ZM48 123H49V121H47ZM57 122V121H56ZM60 122H64L63 121V119L60 121ZM125 122V121H124ZM132 122V119H130V122L128 123V124H130ZM133 122H134V120H133ZM44 123H46V122H43L42 124H44ZM50 123H49V125H50ZM59 123V122H58ZM136 123H138V122H136ZM135 123V124H136ZM172 123H174V122H172ZM198 123V122H197ZM1 124V123H0ZM41 124V125H42ZM61 125L63 124V123H60ZM127 124V126L128 127H126V131H124V132H126L127 133V130L129 129V125ZM132 124H134V123H132ZM4 125H7V123L5 124H3V127H4ZM14 125H16V127H19V126H17V124H14ZM39 125V124H38ZM47 125V123L45 124V126ZM59 125V124H58ZM60 125V126H61ZM117 125V124H116ZM175 125V124H174ZM10 126V125H9ZM31 126V125H30ZM44 126V125H43ZM44 126V127H45ZM54 126V125H53ZM56 126V125H55ZM173 126V125H172ZM0 127H2L1 125H0ZM22 127H24V126H22ZM41 127V126H40ZM47 127V126H46ZM62 127V126H61ZM60 127V128H61ZM139 127V128H140ZM146 127V128H145ZM171 127V126H170ZM175 127H176V125H175ZM185 127H187V126H185ZM14 128V129H13ZM11 127V129L12 130H15V129H18V128H15V126L14 127ZM133 128V127H132ZM136 128V127H135ZM134 128V129H135ZM149 128H151V129H149ZM169 128V127H168ZM167 128V129H168ZM181 128V127H180ZM189 128H191V127H189ZM5 133H11V132H6L5 130H4V128H1ZM0 129V158L2 159L5 155V158H3V159H5V161H3L2 163H0V191H2V192H0V194H3V196H6V194H5V192H9L10 191V188L11 187H13V186H15L16 187V190H17V192H14L13 193V190L11 191V193H12V195H14L13 196V198L14 199H16V195H15V193H18V197L20 198V199H25V198H27V200L29 201V203H28V205H29V207L26 205V206H23L22 208H20V209H14L12 206H11V208H2L1 206L3 205H0V207H1V209H0V240L1 239H3L4 241H7L8 242V245H9V241L8 240H10V235H7V236H5V237H3L4 235V233L6 232V231H8V233H11L9 230H12L13 228L14 229H16V227H18V225L20 226V225H23L24 224V227L26 228V229H28L29 231H27V233H24V234H28L29 232H31L32 231V229L33 228H31V229H29L30 227H31V225H28L27 224V222L29 223V220L30 221H32V220H34V219H37V221L40 219V217L41 216H43L44 217V215L45 216H50V217H53V218H57V217H59L60 216V213H62L65 209H68V208H71L72 206V203L73 204H76V206H78V207H81V204H83V203H85V202H87V201H96V200H98V199H103V198H108V199H110V198H112L113 200L115 199V200H118V199H120L122 196L124 197V195L126 194V193H131L130 192V189L127 187V188H124V185L126 184V185H128V182L130 181V176L127 174V175H125L124 173H120V175L122 176L123 174V177H117V175H119V173H117V172H115V175L113 174L114 173V171L113 170H110V171H108L109 172V174L108 175H110V178H109V176H107V174L105 175V177H103V189H104V191L103 192H101V191H99V190H97L98 188H92V187H86L85 188V192L84 193H82V192H79V191H75V189H70V188H68V189H64L63 190V192L62 193H60V192H54L53 191V188L56 186V185H58V181H60L61 180V178H59L60 180H58L57 182H55L56 183V185L52 188V179H54V180H56L55 178H56V176L57 175H59L58 173H57V171L59 170V169H61V171L62 170H65V167H66V169H68L67 171L69 172L70 170H69V168L68 167H71V168H74V171L76 170L75 169V167L74 166H76V167H78V165L76 164H74V160L72 159H67L68 158V155H67V158L66 159H60V157H58L59 158V160L60 161H58V163L56 164V162L55 161H51L50 162V160H48V162L46 161L47 160V158H46V162L43 164L40 160H41V157H40V159L38 158L39 156H43L42 154L40 155V153L38 152L37 154H39V156L38 155H36V152H34L35 150L33 149V148H36V147H31V149H28L27 148V146L25 145V143L27 144L28 142H24V143H21V145H18L20 142H22V139H20V135L18 136L19 138L18 139H16L18 142H16L15 141V137L14 138H11L12 136L10 135V134H8V136L10 135V140H7V138H5V134H4V132H2V130ZM20 129V128H19ZM49 129H51V128H49ZM65 129H67V128H65ZM131 129V128H130ZM130 129H129V133L131 132L130 131ZM172 129V128H171ZM177 129V128H176ZM192 129V128H191ZM62 130V129H61ZM61 130L59 131V132H61ZM124 130V129H123ZM136 130H139L138 129V126H137V128H136ZM136 130H133V131H136ZM175 130V129H174ZM182 130V129H181ZM188 130V129H187ZM16 131V130H15ZM14 131V132H15ZM52 131V130H51ZM53 131H55V130H53ZM57 131V130H56ZM132 131V132H133ZM160 131H162V132H160ZM173 131V130H172ZM171 131V132H172ZM178 131V130H177ZM180 131V130H179ZM192 131V130H191ZM196 131V130H195ZM31 132V131H30ZM50 132V131H49ZM58 132V131H57ZM66 132V131H65ZM138 132V131H137ZM136 132V133H137ZM139 132H141V129L139 130ZM144 132V131H143ZM174 132V131H173ZM16 133H17V131H16ZM19 133V132H18ZM135 133V132H134ZM163 133V134H164ZM179 133V132H178ZM182 133H185V130H184V132L182 131ZM194 133V132H193ZM23 134H27V133H23ZM22 134V135H23ZM49 134V133H48ZM59 134V133H58ZM142 134V133H141ZM144 134V133H143ZM146 134L144 135V136H146ZM171 134V133H170ZM190 134V133H189ZM188 134V135H189ZM196 134H197V132H196ZM12 135H15L13 132H12ZM24 135V136H25ZM29 135V134H28ZM28 135H26L27 137H25V140H27V138H28ZM31 135V134H30ZM50 135V134H49ZM54 135H56V134H53V135H51L50 137H53ZM59 135H61V133L59 134ZM125 135H127V134H125ZM132 135H133V133H132ZM135 135H139L138 133L137 134H135ZM134 135V136H135ZM165 135V134H164ZM176 135V134H175ZM6 136H7V134H6ZM16 136V135H15ZM16 136V137H17ZM62 136H63V131H62ZM133 136V137H134ZM148 136V135H147ZM154 136H153V138H154ZM171 136H173V135H171ZM183 136V135H182ZM194 136V135H193ZM3 137V139L6 141H11L12 142V146H15V147H12L11 145H10V143L11 142H7L6 141V143L8 144L9 143V145H7L6 146V144H5V141H2V138ZM31 137H32V135H31ZM31 137H29L30 139H31ZM87 137V136H86ZM90 137V136H89ZM128 138H129V136H127ZM140 137V136H139ZM175 137V136H174ZM188 137V136H187ZM190 137H192V136H190ZM195 137V136H194ZM209 137V136H208ZM33 138V137H32ZM36 137H34V139H35ZM55 138H57V140H58V138L59 137H57V136H55ZM68 138V137H67ZM134 138H138V137H134ZM145 138H147V137H143V139H145ZM184 138H185V136H184ZM197 138H199L198 136H197ZM12 139H14V141H15V144L13 143L14 141L12 140ZM29 139V140H30ZM69 139V138H68ZM142 139V140H143ZM148 139V138H147ZM160 139V138H159ZM172 139H173V137H172ZM190 139V138H189ZM201 139H202V137H201ZM201 139H199V140H201ZM210 139V138H209ZM21 140V141H20ZM24 140V141H25ZM29 140H27V141H29ZM33 140V139H32ZM39 140V139H38ZM52 141H55L57 144H59V142L58 141H56V140H53V139H51ZM84 140V139H83ZM85 140H87V139H85ZM167 140V139H166ZM37 141V140H36ZM40 141V140H39ZM44 141V140H43ZM52 141H50V143L52 142ZM64 141H65V139H64ZM71 141V140H70ZM91 141V140H90ZM89 141V142H90ZM138 141H140V139H138ZM149 141V140H148ZM170 141V140H169ZM183 141V140H182ZM195 141V140H194ZM211 141V140H210ZM41 142H42V140L40 141V146L39 145H37L38 146V148L40 147L41 148V146H43V148H45V151L44 152H46V151H48L51 147L52 148H54L53 149V151H51L52 149H50V151H48V152H50L49 154H51V153H53L52 155H55V154H57L58 153V151L59 152H62L61 150H60V148H62V147H64V146H60V145H58V146H60V148H56L55 147V145H53V142L50 144L49 143V141H47V142H45L46 144H50V145H47V146H49L47 149H46V147H45V143L43 142V145L41 144ZM54 142V144H56ZM76 142H78V143H80L78 140L76 141ZM76 142L75 141H73V143H75V144H72V146L73 145H76ZM83 142V141H82ZM88 142V141H87ZM207 142V141H206ZM5 144V146H4V144ZM18 143V144H17ZM39 143V142H38ZM37 143V144H38ZM67 143V142H66ZM83 143H86V142H83ZM151 143V142H150ZM189 143V142H188ZM210 143V142H209ZM14 144V145H13ZM17 144V145H16ZM57 144H56V146H57ZM88 144V143H87ZM167 144V143H166ZM165 144V145H166ZM199 144V143H198ZM207 144H208V142H207ZM23 145V146H22ZM28 145V144H27ZM53 145V146H52ZM62 145H64V144H62ZM70 146H71V143L69 144ZM83 145V144H82ZM154 145V144H153ZM156 145H157V143H156ZM159 145V144H158ZM165 145L163 146V147H165ZM168 145V144H167ZM10 146V148L12 147V149H11V151L14 149L16 152L14 153V151H12L11 152V154H8L7 153V149H9L8 147ZM20 146H22V149H21V147ZM25 146H26V148H25ZM35 146V145H34ZM66 146L67 147H69L67 144H66ZM76 146H78V145H76ZM81 146V145H80ZM84 146H86V144H84L83 145V147ZM173 146V145H172ZM171 146V147H172ZM194 146V145H193ZM4 147H6V148H4ZM16 147H18V148H16ZM20 147V148H19ZM24 147V148H23ZM29 147V148H30ZM16 148V149H15ZM57 150H56V149ZM76 148V147H75ZM157 148V147H156ZM162 148V147H161ZM174 148V147H173ZM5 149V150H4ZM64 149H66V147H64ZM70 149H72V147L70 148ZM70 149H69V151H70ZM84 149V148H83ZM86 149V148H85ZM182 149V148H181ZM196 149V148H195ZM247 149V148H246ZM29 150H31V151H29ZM34 150V151H33ZM38 151H42V148L39 150V149H37ZM44 150V149H43ZM54 150H55V152H57V153H54ZM91 151H92V148L90 149ZM164 150H165V148H164ZM169 150V149H168ZM167 150V151H168ZM64 151H66V150H64ZM177 151V150H176ZM179 151H180V149H179ZM183 151V150H182ZM187 151V150H186ZM9 152V151H8ZM31 152H32V155H31ZM34 152V153H33ZM43 152V153H44ZM67 153H68V148H67V151H66ZM82 152V151H81ZM93 152V151H92ZM99 152V151H98ZM97 152V153H98ZM104 152V151H103ZM166 152V151H165ZM178 152V151H177ZM13 153V154H12ZM64 153V152H63ZM66 153V154H67ZM88 153V152H87ZM86 153V154H87ZM91 153V152H90ZM172 152H170V154H171ZM186 153V152H185ZM46 154V153H45ZM48 154V153H47ZM73 153H71V155H72ZM75 154V153H74ZM110 154V153H109ZM165 154V153H164ZM169 154V153H168ZM38 156V157H36V156ZM62 155V154H61ZM60 155V156H61ZM84 156H85V154H83ZM90 155V154H89ZM163 155V154H162ZM187 155V154H186ZM48 156V155H47ZM51 156V155H50ZM48 157V159L49 158H51V157ZM64 156V155H63ZM62 156V157H63ZM96 156H98V155H96ZM111 156V155H110ZM109 156V157H110ZM167 156V155H166ZM43 157H45V155L43 156ZM73 157V156H72ZM76 157H77V155H76ZM173 157V156H172ZM206 157V156H205ZM211 157H213V158H208V157H206V159H204L203 158V160H204V162L202 161V158L201 159H199V160H196L195 162H194V165L195 166H198V165H200L201 166V164L203 163V165L205 166V167H207V173H208V171H209V169H210V167H212V168H214L213 170L215 171V170H217L218 168H220L219 170H217L218 172H215V173H210L209 172V174H207V178H208V180H211V183H212V180H213V183H214V181H215V179H217L218 177H220V176H222L223 177V175H225L224 173L226 172V170H225V172H224V167L226 166V165H223V161L222 162H220L219 163V161L218 160H220L221 161V159H220V157H219V159H218V157L217 158H214V156H211ZM86 158V157H85ZM116 158V157H115ZM174 158V157H173ZM226 158V157H225ZM45 159V158H44ZM197 159V158H196ZM229 159V158H228ZM56 160V159H55ZM85 160V159H84ZM87 160V159H86ZM117 160V159H116ZM206 160L207 161H211L210 162V164H209V162H208V164H206ZM91 161V160H90ZM194 161V160H193ZM199 161H202L201 162V164H200V162ZM217 161H218V163H217ZM225 162H226V160H224ZM78 162H80L79 160H78ZM83 161L81 160V163H82ZM86 162V161H85ZM224 162V163H225ZM74 164V166H73V164ZM98 163V162H97ZM155 163H158V161H156ZM196 163V164H195ZM71 164V166H69ZM80 164V163H79ZM147 164V163H146ZM151 164V163H150ZM168 164V163H167ZM189 164V163H188ZM58 165V166H57ZM83 165L84 164H81V166H82V168H83ZM87 165V164H86ZM86 165H85V167H86ZM96 165V164H95ZM100 165V164H99ZM105 165H110V164H105ZM104 165V170L106 169V166ZM144 165V164H143ZM175 166H177V164H174ZM180 165V164H179ZM185 165V163H183V165L181 166H179V167H185V169H191L192 168V166H194L193 165V162H192V165L191 164H189L190 166H188L187 165V162H186V166H184ZM81 166H80V168H81ZM107 166V169L108 168H110V166L108 167ZM157 166H158V168H160L158 171H163V172H161V173H164V171L165 170H168V169H170L171 168V166L170 165H166V166H164L163 167V165H161V163H158L157 164ZM167 166H170V167H167ZM194 166V167H195ZM203 166V167H204ZM210 166V167H209ZM51 169H54V171H55V169H57V168H59V169H57L56 170V172H50L49 173V169L50 168ZM116 167H117V165H116ZM115 167V168H116ZM121 167V166H120ZM129 167V166H128ZM145 167H147V166H140V168H137V170H140V169H144ZM149 167V166H148ZM148 167H147V169H148ZM167 167V168H166ZM191 167V168H190ZM79 168V167H78ZM81 168V169H82ZM92 168V167H91ZM95 168V167H94ZM98 168V167H97ZM102 168V167H101ZM118 168V167H117ZM122 168V167H121ZM155 168H157V167H155ZM165 170H164V169ZM199 169L201 168L202 170L204 169V168H202V166L201 167H198ZM198 168L196 169V170H198ZM28 169V170H27ZM30 169V170H29ZM42 169H43V172H42ZM46 171H48L47 173L45 172V170ZM48 169V170H47ZM99 169H100V167H99ZM111 169H113V168H111ZM133 169V168H132ZM173 169H176V168H173ZM223 171H222V170ZM77 170H80V169H77ZM84 170H86V168L84 169ZM94 170V169H93ZM145 170V169H144ZM150 169H148V171H149ZM192 170V169H191ZM206 170V169H205ZM211 170V169H210ZM212 170V171H213ZM73 171V172H74ZM88 171V170H87ZM102 171H103V168H102ZM141 171V170H140ZM147 171V172H148ZM151 171V170H150ZM158 171L156 172V173H158ZM213 171V172H214ZM62 172H66V171H62ZM62 172H60L61 174L60 175H62L63 173ZM67 172V173H68ZM70 172H72V169H71V171ZM85 172V171H84ZM92 172V171H91ZM97 173L98 172H100V171H96ZM119 172V171H118ZM166 172V171H165ZM170 172V171H169ZM198 172V171H197ZM222 172H224L223 173V175L221 174ZM28 173H30V175H27ZM49 173V174H48ZM78 173H80V175H82V176H80L81 177V179H82V177L84 176L83 175V171H82V174H81V171L80 172H78ZM78 173L76 174V175H78ZM87 173V172H86ZM85 173V174H86ZM89 173V172H88ZM94 172H92V174H93ZM105 173V171L102 173V174H104ZM107 173V172H106ZM133 174H134V171L132 172ZM150 173V172H149ZM148 173V174H149ZM155 173V174H156ZM172 173V172H171ZM51 174V175H50ZM54 174H57V175H54ZM95 174V173H94ZM101 174V175H102ZM147 174V175H148ZM159 174H160V172L158 173V175L157 176H159ZM199 174V173H198ZM54 175V176H53ZM63 175H65V174H63ZM70 175V173H68V176ZM89 175H91V174H89ZM98 175V174H97ZM97 175H96V177H97ZM134 175H137V174H134ZM146 175V174H145ZM161 175V174H160ZM227 175V174H226ZM17 176H19V178L17 177ZM48 177L47 179H49V180H47V181H45V183H46V185L48 184V181L50 182V179H51V187H49V188H52V190H50V191H47V190H42V192H43V195L42 196H39V197H35V196H37V195H32V193L35 191V190H33V188H30V186H32L33 187V184L35 185V184H37L39 181L38 180H40V178H42L41 180H40V182H42V180H44V177ZM67 176V175H66ZM65 176V177H66ZM73 176H74V173H73ZM86 176V178H87V174L85 175ZM227 176H229V175H227ZM227 176H224L223 177V179L224 178H226ZM231 176V175H230ZM13 177L14 178H18V180H17V184H14V182L12 183L11 181H13ZM24 178V179H22V178ZM39 177V178H38ZM52 177V178H51ZM61 177V176H60ZM76 177V176H75ZM74 177V178H75ZM95 177V176H94ZM94 177H92V178H94ZM95 177V178H96ZM99 177V176H98ZM115 177H117V178H115ZM135 177V176H134ZM156 177V176H155ZM215 177H217V178H215ZM11 178V181L9 180ZM21 178V180H19ZM35 178H37V179H35ZM63 178V177H62ZM85 178V177H84ZM90 178H91V176H90ZM101 178V177H100ZM113 178H115V179H113ZM233 178V177H232ZM32 179V181L30 182V180ZM72 179V178H71ZM78 179V178H77ZM98 179V178H97ZM158 179H159V177H158ZM202 179V178H201ZM223 179H221L222 181L221 182H224L223 181ZM227 179H228V177H227ZM22 180L24 181V182H22ZM36 180H37V183H36ZM65 180V179H64ZM67 180H69V179H67ZM88 180H90L89 178H88ZM96 180V179H95ZM233 180V179H232ZM4 181V182H3ZM25 181H27L28 183H29V185L27 186L26 185V188H24V186H25ZM35 183H34V182ZM175 181V180H174ZM173 181V182H174ZM197 181V180H196ZM218 181H220V179L218 178ZM229 181H231V180H229ZM20 182V183H19ZM24 183V186L23 185H20V184H22V183ZM33 182V183H32ZM149 182V181H148ZM221 182H219V183H221ZM225 182H226V180H225ZM4 183H6V184H4ZM8 183H9V185H10V183L12 184L11 186H10V188L8 187V188H6L7 187V185H8ZM138 183L140 184V183H145L144 182V178H142V179H139V181H138ZM210 183V182H209ZM210 183V184H211ZM212 183V184H213ZM231 183H232V181H231ZM160 184V183H159ZM158 184V185H159ZM162 184V186L164 185V183L162 182L161 183ZM167 184V183H166ZM204 184V183H203ZM5 185V186H4ZM19 185V186H18ZM38 185H39V183H38ZM38 185H36V186H38ZM49 185V184H48ZM125 185V186H126ZM169 185H171L172 186V184H170V183H168V187H169ZM174 185L176 186L177 185V183H174ZM178 185H180V184H178ZM177 185V186H178ZM181 185H183V184H181ZM206 185V184H205ZM221 185V184H220ZM4 187V189H1V187ZM36 186L34 187L35 189H36ZM162 186H158V187H162ZM176 186V187H177ZM184 186V185H183ZM208 186H210V185H208ZM213 186H214V184H213ZM48 187V186H47ZM46 187V188H47ZM167 187V188H168ZM178 187H180V186H178ZM194 186L192 185V188H193ZM215 187V186H214ZM20 188V189H19ZM24 188V189H23ZM163 188V187H162ZM170 188V187H169ZM172 188H174L173 186H172ZM183 188V187H182ZM185 188V187H184ZM183 188V189H184ZM199 188V187H198ZM224 187H222V189H223ZM6 189H9L8 191L6 190ZM12 189V188H11ZM57 189V188H56ZM56 189H54V190H56ZM100 189V188H99ZM129 189V190H128ZM164 190L166 189V188H163ZM175 189V188H174ZM197 189V188H196ZM210 189V188H209ZM213 190H214V188H212ZM15 190V191H16ZM150 190H151V188H150ZM167 190V189H166ZM207 190V189H206ZM213 190L211 191V192H213ZM194 191H195V189H194ZM133 192H135V191H132V193ZM137 192V191H136ZM144 192V191H143ZM150 192V191H149ZM175 192V191H174ZM183 192V191H182ZM188 193V191H185V193ZM189 192H191V191H189ZM10 193V192H9ZM8 193V194H9ZM11 193H10V195H11ZM141 193V192H140ZM186 193V194H187ZM7 194V195H8ZM123 194V195H122ZM181 194L184 196V194L183 193H181V191H180V193L179 192H177V193H173L172 192V196H170V194L168 195V197L170 196L171 197V199H174V201H180V199H181ZM185 194V195H186ZM192 194V193H191ZM75 195V196H74ZM149 195V194H148ZM2 196V197H3ZM121 196V197H120ZM167 196V195H166ZM187 196V195H186ZM185 196V197H186ZM194 196V195H193ZM10 198L9 199H11L12 198V196H9ZM125 197H127L126 195H125ZM124 197V198H125ZM189 197H191L190 195H189ZM195 197V196H194ZM198 197H200V196H198ZM216 197H218V196H216ZM223 197V196H222ZM4 198V197H3ZM3 198H2V201H3ZM12 198V199H13ZM131 198H133V197H131ZM130 198V199H131ZM184 198V197H183ZM205 198V197H204ZM212 198H214V195H213V197ZM87 199V200H86ZM170 199V200H171ZM188 198H186V201L188 202V200H187ZM202 199V198H201ZM222 199H224V198H222ZM1 200V199H0ZM169 200V201H170ZM213 200V199H212ZM9 202H13L14 200H12V201H10V200H8ZM199 201V200H198ZM200 201H202V200H200ZM23 202V201H22ZM24 202H25V200H24ZM23 202V203H24ZM27 202V201H26ZM173 202V201H172ZM0 204H1V202H0ZM14 204H16V202L14 203ZM22 204V203H21ZM218 204V203H217ZM236 204V203H235ZM264 204V203H263ZM262 204V205H263ZM11 205V204H10ZM260 205H261V203H260ZM261 205V206H262ZM4 206V205H3ZM7 206H9V205H7ZM261 206H259V207H261ZM220 206H217V208H219ZM224 207V206H223ZM251 207V206H250ZM259 207H256V208H259ZM102 208H103V206H102ZM213 208V207H212ZM211 208V209H212ZM215 208V207H214ZM256 208L254 209L255 211H256ZM64 209V210H63ZM79 209V208H78ZM116 209V208H115ZM227 209V208H226ZM233 209V208H232ZM261 209V208H260ZM260 209H258V211L260 210ZM251 210V209H250ZM254 210H251V212L250 213H252V211H254ZM263 210V212H264V208L262 207V209H261V211ZM75 211V210H74ZM77 211V210H76ZM106 211V210H105ZM105 211L103 212L104 214H103V218L104 217H106L108 214L107 213H105ZM107 211H108V209H107ZM254 211V212H255ZM260 211V212H261ZM206 212H209V211H206ZM206 212H202V214L203 213H206ZM257 212V211H256ZM73 213V212H72ZM89 213H91V212H89ZM240 213V212H239ZM242 213H244L243 212V210H242ZM242 213H240V214H242ZM113 214V213H112ZM121 214V213H120ZM124 214V213H123ZM261 214V213H260ZM168 215V214H167ZM169 215H171V213L169 214ZM168 215V216H169ZM172 215H174L173 213H172ZM190 215V214H189ZM262 215V214H261ZM110 216V215H109ZM124 216V215H123ZM123 216H121L120 217V219L123 217ZM191 216V215H190ZM228 216H230V215H228ZM243 216V215H242ZM85 218H88V217H90V218H92L93 217V215L92 214H89V216H84ZM112 217V216H111ZM113 217H114V215H113ZM203 217H204V215H203ZM226 217V216H225ZM224 217V218H225ZM237 217H238V213H237ZM240 217H241V215H240ZM39 218V219H38ZM126 218V217H125ZM145 218H146V216H145ZM223 218V217H222ZM223 218V219H224ZM226 218H228V217H226ZM32 219V220H31ZM117 219V218H116ZM129 219H131L130 221L128 220H124V222H120V223H118V222H116V220L114 219V221H105V219H103L104 220V222H103V227L107 230L106 231V233L108 232V235H110L109 237V239H107V240H109L110 241V243H109V241H107V240H105V239H103V237H102V239L101 238H87V237H82L81 236V238H79V239H73L74 237H72V238H70L69 237V239H65V243L62 245V247H60L59 246V249H57L56 247V245H55V243H53V245H51V247L49 246V244L47 245V250H48V248L50 247V249L53 251V250H55V251H68V250H74V249H81V247L79 246V245H77V246H73V244H75V243H80V245L82 246V248H83V246L84 245H86V244H88V243H90L92 246H94L95 247V250H96V248H97V253H98V256H99V258H101V263L102 264H124L123 262H121L120 261V256L122 255V254H124V253H127V254H129V252L131 251V250H133L135 247H141L142 245L143 246H145L146 245V247L148 246V245H151L150 247H148V248H155V246L156 245H158L160 248V250H165V251H168V253L170 254V255H173V254H177V253H174L173 252V250H172V248L170 247V246H164V244H165V241L167 240H163V236L164 235H167V236H169L170 238H173V236L176 234V235H183L184 234V232L186 231V230H188V229H190L191 228V225L192 224H196V222H198L197 221V219L195 220V222H194V220H192V218L191 219H188V220H184V222H182V224H181V222L180 221H182V220H180L179 221V224H181V225H178V227H176V228H172V226L171 225H169V229H163L162 230V232H160L158 235H155V233H154V236L152 235V237L150 236V238L149 237H147V238H149V241H145V239H147V238H145L147 235H144V234H140L139 232H140V228L142 229V231H144L147 227L145 226L146 224H144V222L142 223V227H141V223H140V221L138 220V221H136V220H133L132 221V218H129ZM184 219V218H183ZM220 219V218H219ZM229 219V221H231V219H233V216H231V217H229L228 218ZM228 219L226 220L227 222L226 223H228ZM57 220V219H56ZM106 220H107V218H106ZM110 220V219H109ZM204 220V219H203ZM218 220V219H217ZM74 221V220H73ZM166 221V220H165ZM213 221V220H212ZM219 221V220H218ZM217 221V222H218ZM221 221V220H220ZM224 222H225V220H223ZM33 222V221H32ZM142 222V221H141ZM175 222H177V221H175ZM199 222H201L200 220H199ZM234 222H235V220H234ZM34 223H36L35 221H34ZM75 223V222H74ZM89 223V224H88ZM90 223H95V222H90V221H86L85 223H82V222H79V223H76V226H77V230H81L82 231V228L84 227V226H87V225H91ZM99 223V222H98ZM102 223V222H101ZM115 223H117V226H115V230L112 228V227H114V225H115ZM178 223V222H177ZM176 223V224H177ZM205 223L207 224V222H206V220H205ZM209 223V222H208ZM221 223V222H220ZM231 223H233V222H231ZM230 223V224H231ZM30 224V223H29ZM37 224V223H36ZM54 224V226H49L48 228H46L47 229V232L49 231V232H54L55 234L56 233H58V232H61L62 230H64L63 232L65 233V232H67V231H65V229L66 230H70V227L71 226H68V225H66L67 223H65V221L64 222H54L53 223ZM70 224V223H69ZM83 224V225H82ZM200 224V223H199ZM225 224V223H224ZM224 224H223V226H224ZM26 225H28V226H26ZM38 225V224H37ZM36 225V226H37ZM61 225V226H60ZM71 225V224H70ZM143 225L146 227H144L145 229H143ZM198 225V224H197ZM231 225H233V224H231ZM231 225H229V226H231ZM236 225V224H235ZM38 226H41V225H38ZM46 226V225H45ZM73 226V225H72ZM149 226H151V223H150V225ZM148 226V227H149ZM187 226H188V229H186L187 228ZM199 226V225H198ZM212 226H214L213 224H212ZM217 226V225H216ZM226 226V225H225ZM43 227V226H42ZM94 227V226H93ZM194 227H196V226H194ZM208 227H209V225H208ZM222 227V226H221ZM10 228H12V229H10ZM84 228H87V227H84ZM151 228V227H150ZM192 228H193V226H192ZM197 228V227H196ZM204 228H206V227H204ZM213 228V227H212ZM148 229V231H149V228H147ZM146 229V230H147ZM157 229V228H156ZM193 229H195V228H193ZM192 229V230H193ZM199 229V228H198ZM6 230V231H5ZM31 230V231H30ZM39 231V230H38ZM58 231V232H57ZM73 231V230H72ZM48 232V233H49ZM62 232V233H63ZM74 232V231H73ZM151 231H149L148 233L151 235V233H150ZM43 233H44V231H43ZM146 233V232H145ZM190 233V232H189ZM60 234V233H59ZM105 234V233H104ZM148 234V235H149ZM191 234V233H190ZM73 235V234H72ZM107 235V236H108ZM248 235V234H247ZM256 235V234H255ZM260 236H261V234H259ZM263 235V234H262ZM45 236V235H44ZM79 236V235H78ZM89 236V235H88ZM103 236H105V235H103ZM239 236V235H238ZM257 236V235H256ZM41 237V236H40ZM106 237V236H105ZM104 237V238H105ZM186 237V236H185ZM258 237V236H257ZM262 238L261 239H263V237L264 236H261ZM241 238V237H240ZM71 239L72 240H76V242H74V243H72L73 241H71ZM244 239V238H243ZM260 238L258 237V239L257 240H259ZM12 240H13V242L15 241V240H17L16 242H18V247H21V246H25V247H29V245L30 244H34V242H29V240L28 239H25V236L24 235H18L17 237H15L14 238V236L12 237ZM53 240V239H52ZM143 240H144V242H143ZM169 240V239H168ZM230 240V239H229ZM237 240V239H236ZM251 240H253L252 238H251ZM231 241V240H230ZM242 241V240H241ZM12 242V241H11ZM13 242H12V247H14V245H13ZM47 242V241H46ZM54 242H57L58 243V241L57 240H55ZM171 241H169V242H167V244L168 243H170ZM257 242V241H256ZM2 243H4L2 240H1V242H0V248L2 247H4L3 245H2ZM6 243V242H5ZM47 243H49V242H47ZM51 243V242H50ZM223 243V242H222ZM242 243V242H241ZM42 245H44L43 244V242L41 243ZM89 244V245H90ZM233 244V243H232ZM238 244H239V241H238ZM255 244V243H254ZM58 245H59V243H58ZM166 245V244H165ZM10 246V245H9ZM9 246H7V247H9ZM45 246V245H44ZM49 246V247H48ZM202 246V245H201ZM242 246V245H241ZM246 246H248L249 247V245H247V243H246ZM11 247V246H10ZM17 248V247H16ZM45 248H46V246H45ZM156 248H158V247H156ZM250 248V247H249ZM9 249H11V248H9ZM43 249V248H42ZM219 249V248H218ZM240 249H242V248H240ZM46 250V251H47ZM178 250V249H177ZM244 250V249H243ZM200 251H203V250H200ZM216 251H217V249H216ZM8 253V252H7ZM77 253V252H76ZM94 253V252H93ZM92 253V254H93ZM215 253V252H214ZM192 254V253H191ZM4 255L6 256V257H1L0 256V259L1 258H3V259H1L0 260V262L1 263H6V261L9 263V256L7 257V254L6 253H4ZM10 255V254H9ZM177 255H179V254H177ZM205 255V254H204ZM14 256V255H13ZM193 256V255H192ZM52 257H55L54 255L52 256ZM57 257V256H56ZM167 257V256H166ZM16 258V257H15ZM51 258V257H50ZM131 258V257H130ZM177 258V257H176ZM184 258V257H183ZM191 258V257H190ZM193 258V257H192ZM259 258V257H258ZM6 259V260H5ZM53 259V261H55V258H52ZM51 259V260H52ZM123 259V258H122ZM186 259V258H185ZM254 259V258H253ZM261 259V258H260ZM3 260H4V262H3ZM50 260V259H49ZM48 260V261H49ZM51 260H50V262H51ZM102 260H103V262H102ZM172 260V259H171ZM176 259H174V261H175ZM177 260L178 261H180V260H182V256H181V254L178 256V258H177ZM38 262H40L41 263V260L40 259H38L37 260ZM48 261L46 262V264H48ZM169 261V260H168ZM236 261V260H235ZM248 261V260H247ZM20 262V261H19ZM32 262V261H31ZM49 262V263H50ZM262 262V261H261ZM35 263V262H34ZM100 263V262H99ZM146 263V262H145ZM252 263H253V261H252ZM256 264H257V262H255ZM182 264H190L189 262H187V263H185V262H182ZM248 264V263H247ZM254 264V263H253ZM259 264H260V262H259ZM263 264V263H262Z\"/></svg>",
	"mask_w": 264,
	"mask_h": 264
}]
</instances>
